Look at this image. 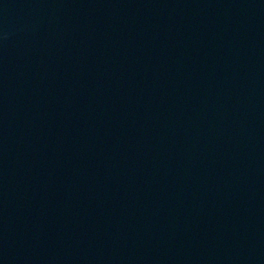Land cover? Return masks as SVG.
Returning <instances> with one entry per match:
<instances>
[{
  "label": "water",
  "instance_id": "95a60500",
  "mask_svg": "<svg viewBox=\"0 0 264 264\" xmlns=\"http://www.w3.org/2000/svg\"><path fill=\"white\" fill-rule=\"evenodd\" d=\"M0 264H264V0H0Z\"/></svg>",
  "mask_w": 264,
  "mask_h": 264
}]
</instances>
